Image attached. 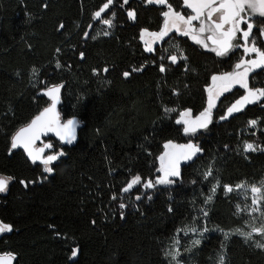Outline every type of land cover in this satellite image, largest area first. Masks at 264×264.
Wrapping results in <instances>:
<instances>
[{
    "label": "trees",
    "instance_id": "obj_1",
    "mask_svg": "<svg viewBox=\"0 0 264 264\" xmlns=\"http://www.w3.org/2000/svg\"><path fill=\"white\" fill-rule=\"evenodd\" d=\"M106 2L0 0V173L14 177L0 193V221L13 228L0 234V254L13 253V264H169L164 252L177 229L207 226L201 244L181 256L185 263L218 264L223 254L225 264H264V248L256 247L264 243L260 236L225 239L224 231L244 226L246 216L236 215L240 196L226 195L223 188L264 182V151H244L249 139L264 149V100L221 119L243 93L233 87L208 127L186 135L183 124L176 123L180 110L196 115L207 107L211 77L233 68V52L218 57L175 31L148 52L140 33L160 31L167 7L114 0L101 16L112 13L109 27L104 18L94 19ZM169 3L190 13L183 0ZM129 11L135 12L134 20ZM181 53L186 60L173 64L168 59ZM59 83L62 115L77 116L82 127L77 142L65 146L48 174L23 149H11V141L49 103L38 92ZM250 83L264 87V69L254 70ZM251 120L257 127L249 125ZM188 140L202 151L180 169L176 183L157 187L150 200L135 201L123 217L112 211L114 196L140 195L134 187L122 191L132 177L158 174L165 142ZM55 145L61 147L58 141ZM210 168L212 175L205 179ZM217 181L213 200L205 203Z\"/></svg>",
    "mask_w": 264,
    "mask_h": 264
},
{
    "label": "snow or ice",
    "instance_id": "obj_2",
    "mask_svg": "<svg viewBox=\"0 0 264 264\" xmlns=\"http://www.w3.org/2000/svg\"><path fill=\"white\" fill-rule=\"evenodd\" d=\"M114 0H107V2L94 13V19H99L101 14L105 12L112 5ZM125 4L128 0H123ZM150 5H164L167 7V11L162 12L164 17L163 26L158 32H149L148 29H143L140 33V39L145 43V50L148 52L154 51L153 44L159 40H163L170 32L175 31L179 34L189 36L197 43L201 44L204 48H208V44L201 40L200 33L208 32L210 33L206 39L212 41L215 47L209 49L213 51L216 56L224 57L229 55L237 48H243L246 54H255L253 59H243L241 58L234 66L232 72H225L219 75H213L211 77L212 85L207 89L208 96V107L202 111L199 116L194 119L191 118V110H185L180 113V118L176 120L177 124L184 125V133L186 135H194L198 129H206L208 125L212 122V108L215 107V99L218 98L223 92L230 91L234 85H239L241 88L245 89V95L238 99L231 107L226 111V114L221 117V119H227L229 116L236 112H240L248 104H253L264 100V88H252L249 86V74L256 69H264V48L257 45V38L254 34V29L257 27L255 18L259 17L264 19V0H183V6L190 9L191 14L185 15L184 13L174 9L169 0H146ZM128 16L130 19H135V12L129 11ZM194 22H198L199 27ZM103 23L111 27L112 21L109 19H104ZM183 25V29L181 28ZM244 25L245 27H242ZM63 27V25H61ZM108 35L107 32L104 33ZM239 34V35H238ZM87 36V33H85ZM149 39H145V37ZM259 36L264 38V25L259 26ZM239 41H243L240 43ZM59 51V49L57 50ZM81 58H83V53H81ZM168 59L173 63H177L179 59H187L181 53L179 56L171 55ZM57 67H61L59 62H57ZM142 69H133V71H140ZM106 72L107 69H104ZM160 71H166L165 66L162 64L160 66ZM33 73H36V69H33ZM123 75L127 78L130 76L129 72H124ZM63 85H52L44 90V94L47 95L51 104L46 107L34 117L31 122L19 129L16 134L12 137L11 149H16L22 147L27 153L29 159L33 164L39 163L44 165L43 171L45 173L51 174L54 169L50 165L57 161L61 156L65 155L63 151L56 154L43 156L44 148L34 149L32 145L39 139L41 134L46 135L47 133H54L59 139L66 144H72L76 140L75 129L78 122L74 119H69L62 122L60 115L56 110L57 104L59 103V97L61 88ZM215 91V95H214ZM175 111V109L165 108V112ZM256 120L249 121L250 126L257 125ZM45 147L51 148V144H46ZM165 152L159 157L161 161V167L158 169L162 173L155 181L147 180L144 181L142 187L144 189H155L157 185H172L177 182L180 177V162L181 160H191L196 156L202 149L194 143H188L184 145H175L171 141L164 145ZM169 149H179L180 151H169ZM257 150L264 151V149H258V146L253 143H245V152H255ZM166 161V162H165ZM212 175L211 168L205 173V179ZM14 177L0 175V193H5L8 190L9 184L12 182ZM142 178L139 175L132 177L128 182L127 186L122 189L123 192H129L134 186L140 185ZM22 184H27L21 181ZM219 187V181L216 185L212 187V194L209 195L205 203H210L215 194L216 189ZM225 194L232 192L243 191L245 198L250 192L251 203L241 206L236 205V215L241 213H246L248 216L253 218L255 221L256 217L253 215L259 213L260 225L255 226V223L246 224L249 231H244L242 229H236L234 233L225 232V239L232 234H238L243 236L245 240H252L254 234L264 239V182H261L259 186L256 184H247V182H242L235 186L224 185L223 186ZM149 200L151 196L147 197ZM113 199H116L114 196ZM136 199H141V196L137 195ZM121 209L125 208L126 205L121 203L119 205ZM171 211V209H169ZM204 217H207L208 212L201 209ZM123 217V213H121ZM13 230L12 226L3 222H0V234L11 232ZM198 229L183 228L177 229V235L173 238L171 247L166 249L164 255L169 259V264H182L179 257L182 255L180 248L179 233L183 232L187 235L189 232L197 233ZM209 231L207 227L199 231V235L202 237L205 232ZM201 244V239H195L192 241V246L196 247ZM256 247L264 248V243L256 242ZM184 251H191V249H184ZM78 254V249L72 251V257H76ZM8 259L5 256H0V264H9L10 260H14L15 257L12 253H7ZM218 264H225L224 255L219 256Z\"/></svg>",
    "mask_w": 264,
    "mask_h": 264
},
{
    "label": "rangeland",
    "instance_id": "obj_3",
    "mask_svg": "<svg viewBox=\"0 0 264 264\" xmlns=\"http://www.w3.org/2000/svg\"><path fill=\"white\" fill-rule=\"evenodd\" d=\"M110 7V6H109ZM109 9V8H108ZM107 9V10H108ZM107 10H105V11H107ZM168 9H166V11H167ZM190 13H188V14H191V11H189ZM183 13V12H182ZM188 14H185V15H188ZM110 15H112V13H110L107 17H101V18H104V19H109V20H111L112 21V19H111V17H109ZM101 16H103V13L101 14ZM103 19V20H104ZM102 20V21H103ZM255 21H256V24H257V27L254 29V34H255V36H256V38H257V45L259 46V47H261V48H264V38H261L260 36H259V26L260 25H264L263 23H259L258 22V18L256 17L255 18ZM263 21V20H262ZM194 24H196L197 25V29H198V27H199V24H198V22H194ZM183 25H181V28L183 29ZM242 27H245L244 25H242ZM197 34L199 35V37H200V39L201 40H204L207 44H208V48L207 49H211L212 47H215V45H213V43H212V41H209V40H207L206 39V37L210 34V33H208V32H205V33H202V34H200V33H198L197 32ZM239 35V34H238ZM190 37H191V35H189ZM192 38V37H191ZM145 39L147 40V39H149V37H145ZM160 41V40H159ZM240 43H243V41H239ZM155 44V43H154ZM153 44V45H154ZM230 54V53H229ZM233 55H234V58H235V64L241 59V58H243V59H253V58H255V54L253 53V54H246L245 52H244V50H243V48H237L236 50H234L233 51ZM235 64H234V66H235ZM234 66H233V68L231 69V70H229V71H226V72H232L233 70H234ZM222 73H225V72H222ZM222 73H220V74H222ZM216 75H219V74H216ZM251 76H252V72L249 74V86L250 87H252V88H264V87H262V86H259V85H257V86H254V85H251V83H250V78H251ZM210 85H212V81H211V84ZM237 87V86H239V85H234L233 87ZM232 87V88H233ZM231 88V89H232ZM214 95H215V91H214ZM224 94H221V95H219L218 96V98H216L215 99V107H213L212 108V117H211V119H212V121H213V118H214V110L216 109V107L218 106V105H221V103H222V99H224V96H223ZM245 95V89H243V93L242 94H240L236 99H234L230 104H228L227 105V107H226V110H225V113L222 115V116H224L225 114H226V111H227V109L229 108V107H231L238 99H240L242 96H244ZM208 96H209V93H208ZM207 107H208V104H207ZM185 110H190V109H183V110H180V112H179V118H180V113L181 112H183V111H185ZM204 111V110H203ZM202 112V111H201ZM200 112V113H201ZM200 113H198V114H193L192 113V111H191V118H195L196 116H199V114ZM183 127H184V125H183ZM254 127H257V126H254ZM199 130H201V129H198V131ZM197 131V132H198ZM196 132V133H197ZM196 133L194 134V135H188V136H192V137H194L195 135H196ZM190 141H194V140H190ZM167 142H169V141H167ZM167 142H165V144L167 143ZM173 144H176V142L175 141H171ZM196 144H197V142L196 141H194ZM247 143H253L254 145H256V146H258L259 147V144H258V142L257 141H254V140H252V139H249L248 141H246ZM245 142V143H246ZM164 144V145H165ZM166 150L164 149V152H165ZM164 152H163V154H164ZM162 154V155H163ZM161 167V161H160V163H159V168ZM158 168V169H159ZM160 175H162V173L161 172H159L158 171V174L155 176V177H153V178H149V179H142V181H141V184L140 185H136V186H134V189H140L141 190V193H140V195L139 196H141V198L143 197V196H149L157 187H159V186H165V185H157V187L155 188V189H144L143 187H142V184H143V182L144 181H147V180H153V181H155ZM179 179V178H178ZM177 179V180H178ZM240 183H242V182H239V183H237V184H240ZM236 184V185H237ZM247 184H249V185H251V184H256L257 186H259L260 184H261V182L260 183H247ZM233 186H235V185H233ZM239 196H240V198H241V201H240V205L241 206H244L245 204H250L251 203V193L249 192L248 194H247V198H245V195H244V192L243 191H239V192H236ZM136 196L137 195H135V196H133V197H120V198H116V199H114L113 200V205H114V207H113V209H112V211L114 212V213H116V214H121V213H126V211L128 210V209H130V208H132L133 206H134V204H135V201H137V199H136ZM121 203H123V204H125L126 205V207L125 208H123V209H121L120 207H119V205L121 204ZM244 215L246 216V220H245V225L244 226H241V227H238V228H235V229H232V230H226V231H224V233L225 232H229V233H234V231L236 230V229H242V230H244V231H249L250 229L248 228V226H247V224H246V221L247 222H249V223H255V226H257V227H259V225H260V216H259V213H255V214H253L255 217H256V219H255V221H253V218L252 217H250V216H248L246 213H244ZM1 222V221H0ZM192 227H195V228H197L198 229V231H197V233H192V232H189L187 235H184V233L183 232H181V233H179V239H180V248H181V252H182V255L184 254V249H188V248H191L192 247V241L193 240H195V239H203L205 236H206V234H207V232H205L204 234H203V236L201 237L200 235H199V231H201L203 228H205V227H203V228H199L198 226H192ZM192 227H186V228H192ZM207 227V226H206ZM208 228V227H207ZM209 229V228H208ZM210 230V229H209ZM176 235H177V232H176ZM175 235V236H176ZM174 236V237H175ZM257 236L258 235H255L254 234V239H256L257 238ZM264 240V239H263ZM173 241V240H172ZM172 244V243H171ZM171 247V246H170ZM169 247V248H170ZM181 255V256H182ZM181 256L179 257V259L181 260V262H182V264H197V263H195V262H190V263H185L184 262V260L181 258Z\"/></svg>",
    "mask_w": 264,
    "mask_h": 264
},
{
    "label": "water",
    "instance_id": "obj_4",
    "mask_svg": "<svg viewBox=\"0 0 264 264\" xmlns=\"http://www.w3.org/2000/svg\"><path fill=\"white\" fill-rule=\"evenodd\" d=\"M53 85H63V84H62V83H59V84H53ZM50 86H52V85L46 86V87L42 88V89L38 92V95H39V96H45V97L48 99L49 103H48L47 105H45V106H44V107H43L38 113H36V114L31 118V120H32L34 117H36L37 115H39V113H40L41 111H43L44 108L50 106V104H51V100H50V98H49L47 95L44 94V90H45L46 88L50 87ZM62 89H63V87L61 88L60 97H59V103L57 104L56 110H57V112L59 113V115H60V119H61L62 122L67 121V120H69V119H74V120H76V121L78 122L77 127H76V129H75L76 140H75L72 144H66V143H63V142L59 139V137H57L54 133H47L46 135L41 134L40 137H39V139H37V140L34 142V144L32 145V147H33L34 149L44 148V152L42 153L43 156L56 154V153L61 152V151H63V152L65 153V150H64L65 146H72V145H74V144L77 142V140H78V134H79V131H80L81 127H82L81 120H80L77 116H73V117L65 118V117L62 115V113H61V111H60ZM31 120H30L29 122H27L26 124L20 126V127L14 132L13 136L16 134V132H17L19 129H21V128L27 126V125L31 122ZM13 136H12V137H13ZM56 141H58V142L61 144V147H60V148H57V147H56V145H55V142H56ZM188 143H194V144H196L194 141H190V140H188V141H180V142H176L175 145H184V144H188ZM46 144H51L52 147H51V148H47V147H45ZM16 149H23V148H22V147H18V148H16ZM23 150H24V149H23ZM24 151H25V150H24ZM169 151H177V152H179L180 150H179V149H175V150H173V149H169ZM25 153H26V152H25ZM26 155H27V153H26ZM27 156H28V155H27ZM61 157H62V156H61ZM61 157H60V158H61ZM28 158H29V157H28ZM60 158H59V159H60ZM188 161H189V160H181V162H180V169H181V168H182V167H183ZM55 162H56V161H55ZM165 162H166V161H165ZM37 163H39V161H38ZM0 175H4V174H1V173H0ZM4 176H6V175H4ZM124 214H125V212L123 213V216H124ZM6 254H7V253H2V254H0V256H5V259H8V257L6 256ZM12 254H13V253H12ZM13 255H14V254H13ZM14 257H15V255H14ZM14 260H15V259H14ZM14 260H10V261H9V264H13V263H14Z\"/></svg>",
    "mask_w": 264,
    "mask_h": 264
},
{
    "label": "flooded vegetation",
    "instance_id": "obj_5",
    "mask_svg": "<svg viewBox=\"0 0 264 264\" xmlns=\"http://www.w3.org/2000/svg\"><path fill=\"white\" fill-rule=\"evenodd\" d=\"M235 87H236V86H235ZM227 92H228V91H226V92H223L222 94H224V95H225ZM224 95H223V96H224Z\"/></svg>",
    "mask_w": 264,
    "mask_h": 264
}]
</instances>
